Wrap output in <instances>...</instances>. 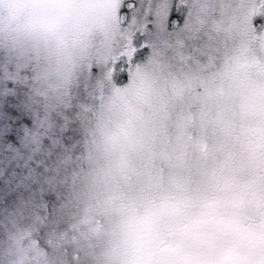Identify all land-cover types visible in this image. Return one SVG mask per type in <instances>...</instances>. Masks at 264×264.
<instances>
[{
  "label": "rangeland",
  "instance_id": "obj_1",
  "mask_svg": "<svg viewBox=\"0 0 264 264\" xmlns=\"http://www.w3.org/2000/svg\"><path fill=\"white\" fill-rule=\"evenodd\" d=\"M196 4L185 31L208 29L214 38L211 52L190 58L183 51L182 38L161 40L152 45L149 55L133 64L141 74L130 89L124 87V81L115 82L111 72L105 73L78 106L76 123L86 138L77 145L85 149V159L74 161L73 167L90 174L89 161L103 142L108 120L114 116L112 111L133 95V106L139 104L145 120L138 141L132 144L137 155L126 162L129 183L141 193V203L148 202L142 203L144 206L157 211L171 206L177 212L180 202L189 204L183 207L186 210L198 211L206 196H201L199 205L193 194L200 189L196 180L208 166L220 165L238 183L250 185L245 196L251 205V218L259 219L264 217L260 215L264 213V40L251 36L244 25L242 0H196ZM116 9V0H0V50L13 59L2 63L10 68L19 65V79L29 78L34 66L47 67L49 52L52 65L64 66L58 79L67 84L72 98L87 70L119 58L117 53L126 35L117 23ZM15 22L17 26L13 27ZM7 24L24 31L13 39L18 46L4 40L3 35L10 31L5 30ZM231 55H236L237 65L233 67L241 83L229 109L235 120L223 118L215 124L216 132L211 136L198 135L190 141L198 126L186 123L185 116H193L189 123L208 130V122L195 120L197 116L191 114L204 109L202 101L194 99L199 82L209 75L213 57L225 66L229 56V64H233ZM38 76L47 80L43 72ZM64 180V184L47 190L57 197L53 205H62L60 201L68 190ZM220 180V186H224L226 180ZM241 198L245 199L243 195L238 198L243 202ZM91 264L104 262L97 259Z\"/></svg>",
  "mask_w": 264,
  "mask_h": 264
},
{
  "label": "trees",
  "instance_id": "obj_2",
  "mask_svg": "<svg viewBox=\"0 0 264 264\" xmlns=\"http://www.w3.org/2000/svg\"><path fill=\"white\" fill-rule=\"evenodd\" d=\"M5 30L3 38L11 45L16 44L13 39L19 32H24L8 24ZM231 56L233 64H229V56L225 66L213 57L209 75L199 82L195 93L199 98L194 99L202 101L204 109L191 114L197 116L195 120L208 122V130L201 124L189 123L193 116H185L186 123L198 126L190 141L198 135L211 136L216 132L215 124L223 118L235 120L229 109L241 83L233 67L237 65L236 55ZM8 59L7 52L0 50V62ZM52 62L47 52V67L34 66L31 77L22 79L18 76L19 65L10 68L0 63V81L27 87L32 102L41 104L50 115L59 113L69 107L71 94L67 84L58 79L64 66ZM132 69L124 80L127 89L141 74L135 67ZM41 72L47 80L39 78ZM134 100L133 95L128 96L112 111L114 116L108 120L103 142L89 161L90 174L73 167L74 161L85 159V149L77 142L85 140L86 133L80 131L79 125L76 141L64 150L57 176L43 193L19 198L14 206L0 213V264H91L97 259L104 264H264V217L251 218V205L245 196L250 185L238 183L220 165L208 166L196 180L200 189L193 194L199 205L201 196H206L198 211L183 208L188 203H177L181 208L177 212L171 206L157 211L143 205L148 202L141 203V193L129 183L126 162L137 155L132 144L138 141L145 120L139 104L133 106ZM64 178L68 190L60 201L62 205L49 207L39 196H55L47 190L64 184ZM221 178L226 180L224 186H220ZM242 195L243 202L238 199Z\"/></svg>",
  "mask_w": 264,
  "mask_h": 264
},
{
  "label": "snow or ice",
  "instance_id": "obj_3",
  "mask_svg": "<svg viewBox=\"0 0 264 264\" xmlns=\"http://www.w3.org/2000/svg\"><path fill=\"white\" fill-rule=\"evenodd\" d=\"M196 8V0H117V23L126 35L119 58L87 70L69 107L59 113L50 115L32 102L27 87L0 81V213L19 198L42 194L56 178L64 150L78 137V106L105 73L111 72L117 83L126 80L131 65L143 60L161 40L182 38L183 51L190 58L211 52L214 38L208 29L185 31ZM241 16L249 34L264 40V0H242ZM39 198L49 207L55 203L53 195Z\"/></svg>",
  "mask_w": 264,
  "mask_h": 264
}]
</instances>
